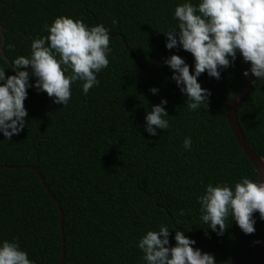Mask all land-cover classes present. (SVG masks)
I'll return each mask as SVG.
<instances>
[{
    "label": "trees",
    "instance_id": "trees-1",
    "mask_svg": "<svg viewBox=\"0 0 264 264\" xmlns=\"http://www.w3.org/2000/svg\"><path fill=\"white\" fill-rule=\"evenodd\" d=\"M179 2L0 0V55L8 59L28 55L31 39L46 36L43 25L60 14L90 26L102 24L112 49L108 67L97 74L99 84L87 95L76 82L68 105L62 106L30 87L23 102L25 127L9 140L0 133V165L14 166L0 168V240L15 238L34 264H57L59 213L36 173L17 167L24 165L38 169L62 209V264H144L135 242L161 224L170 228L169 246L178 228L216 264L253 263L263 222L259 214L253 213L252 234L229 220L222 235L210 229L206 235L196 199L209 182L231 185L244 175L257 177L217 96L232 98L249 64L237 54L219 79L202 73L205 80L200 75L198 82L211 93L207 107L188 111L163 62L174 53L192 69L193 58L179 47L166 49L159 32L175 26L172 13ZM9 42L14 50L7 48ZM8 63L0 62L6 76L14 74ZM151 87L158 92L152 94ZM161 98L167 101L163 107L170 127L150 136L144 130L145 108L150 111ZM237 120L250 147L264 159V80H254ZM185 136L192 138L191 151L183 149Z\"/></svg>",
    "mask_w": 264,
    "mask_h": 264
},
{
    "label": "clouds",
    "instance_id": "clouds-1",
    "mask_svg": "<svg viewBox=\"0 0 264 264\" xmlns=\"http://www.w3.org/2000/svg\"><path fill=\"white\" fill-rule=\"evenodd\" d=\"M175 26L159 31L166 37L165 48L176 47L189 52L193 58L192 71L177 54H170L164 63L172 70L171 79L185 97V106L192 112L206 108L211 93L201 87L198 77L205 73L215 79L220 71L230 66L240 55L249 67L243 71L264 80V0H181L172 13ZM116 21L113 20V24ZM42 31L31 39L28 55H16L8 59L0 55V62L8 63L14 74L5 75L0 67V133L4 140L18 134L26 124L24 100L28 88L43 91L53 103L67 106L71 97V85L79 82L82 94L99 84L97 74L108 67L111 54L109 31L102 24L87 25L80 18L60 14L45 23ZM4 37L0 35V47ZM14 44L7 48L14 50ZM30 75L34 77L29 82ZM149 91L156 94L158 89ZM167 101L145 108L144 130L150 136L157 129L167 130L169 115L163 107ZM185 151H191L192 138L182 140ZM199 224L218 236L234 221L244 234L255 231L258 213L264 220V181L241 176L231 185L227 182H209L197 196ZM183 215V210H180ZM230 223L226 224V221ZM169 227L161 224L147 229L135 242L142 253L144 264H216L211 253L194 248L195 240L174 231L175 244L169 246ZM187 230V228H185ZM259 243V241H256ZM0 264H34L19 242L0 240Z\"/></svg>",
    "mask_w": 264,
    "mask_h": 264
},
{
    "label": "water",
    "instance_id": "water-1",
    "mask_svg": "<svg viewBox=\"0 0 264 264\" xmlns=\"http://www.w3.org/2000/svg\"><path fill=\"white\" fill-rule=\"evenodd\" d=\"M184 61L186 62L185 57L181 56ZM155 60H152L150 62L149 68L147 69L148 72L151 71V65ZM164 63V62H163ZM189 71H192V69H189ZM202 78L205 80L204 75L201 73ZM255 80V77L249 72V75L244 78L243 83L241 84L238 91L235 93V95L230 98L226 99L222 95L217 94L218 98L223 100L225 103L224 107V113L226 122L228 124L229 130L231 131L232 135L234 136V139L238 143V145L241 147L244 155L247 157L249 162L254 167L257 177L259 180L264 181V159L258 157L253 149L250 147L249 143L247 142L240 126L237 120V109L248 94L253 82ZM14 166H7V165H0V168H13ZM17 167H26L31 170H33L38 178L40 179L41 183L44 186V189L46 190L47 195L49 198L53 201L55 206L58 209L59 213V233H60V256L57 261V264H62L63 258H64V236H63V229H62V219H63V212L62 209L57 201V199L54 197V195L49 191L47 186L45 185L38 169L33 166L24 165V166H17ZM256 177V178H257ZM259 243H257L255 255L253 259L252 264H264V220L262 222V227L259 233L258 237Z\"/></svg>",
    "mask_w": 264,
    "mask_h": 264
}]
</instances>
